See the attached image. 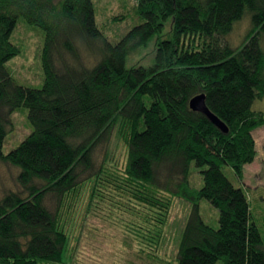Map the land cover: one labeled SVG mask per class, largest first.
Instances as JSON below:
<instances>
[{"label": "trees", "instance_id": "trees-1", "mask_svg": "<svg viewBox=\"0 0 264 264\" xmlns=\"http://www.w3.org/2000/svg\"><path fill=\"white\" fill-rule=\"evenodd\" d=\"M133 1L139 22L111 42L95 22V0H0V164L16 170V189L0 195V264L70 263L63 219L87 189L89 208L107 201L129 213L118 217L151 260L169 195L191 206L170 264H264L245 192L221 170L242 179L256 154L251 132L264 125L252 107L264 100V0ZM243 16L249 28L231 46L226 36ZM18 19L43 33L39 88L18 84L5 66L19 53L11 42ZM153 39L150 64L127 68ZM199 93L226 133L189 109ZM20 107L31 130L3 154ZM191 162L198 188L188 181ZM202 199L218 210L216 228L199 214Z\"/></svg>", "mask_w": 264, "mask_h": 264}, {"label": "rangeland", "instance_id": "rangeland-1", "mask_svg": "<svg viewBox=\"0 0 264 264\" xmlns=\"http://www.w3.org/2000/svg\"><path fill=\"white\" fill-rule=\"evenodd\" d=\"M95 5V22L111 42L118 40L139 22L133 12V0H95ZM248 28V18L243 16L226 36L230 45L234 47L240 45ZM167 30L168 23L163 32ZM11 42L18 47L19 53L10 58L5 66L18 84L39 88L43 78L40 60L42 31L18 19L11 34ZM262 44L264 45V39ZM153 56L154 39L146 47L129 55L125 66L128 68L132 65H148ZM83 59L88 64L93 62L90 55H85ZM252 107L264 114V100H255ZM9 123L1 149L3 154L16 147L31 130L27 109L24 107L17 108L10 114ZM251 134L255 141L256 154L254 161L243 167L242 179L239 180L229 166L222 165L221 170L234 186L243 188L249 203L251 219L258 227L264 242V125L254 129ZM113 139L108 146L111 160L116 163L118 161V165L121 166L122 153L117 150V141ZM15 176L14 168L0 164V195L4 191L16 189ZM188 181L197 188L202 183L199 169L193 162L189 165ZM85 192L82 193V200L78 205L69 210L67 208L65 212L63 222L67 225L69 236L66 257L71 262L63 264H170L169 261H173L182 228L191 208L188 202L168 195L171 198V207L164 228L165 237L155 253L157 258L151 260L140 251V243L134 241L130 232L124 228V219L118 217L126 219L129 213L118 211L117 207H112L107 201L100 207L89 208L86 200L88 189ZM199 214L212 228L218 226V210L208 201L203 199L199 201Z\"/></svg>", "mask_w": 264, "mask_h": 264}, {"label": "water", "instance_id": "water-1", "mask_svg": "<svg viewBox=\"0 0 264 264\" xmlns=\"http://www.w3.org/2000/svg\"><path fill=\"white\" fill-rule=\"evenodd\" d=\"M188 107L194 112H199L205 115L208 120L217 127L222 133L227 132L225 124L211 113L205 105V96L203 93L194 95L188 102Z\"/></svg>", "mask_w": 264, "mask_h": 264}]
</instances>
